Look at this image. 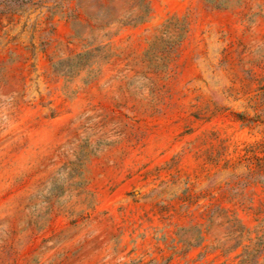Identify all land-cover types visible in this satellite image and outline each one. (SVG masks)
I'll return each mask as SVG.
<instances>
[{"label": "rangeland", "instance_id": "obj_1", "mask_svg": "<svg viewBox=\"0 0 264 264\" xmlns=\"http://www.w3.org/2000/svg\"><path fill=\"white\" fill-rule=\"evenodd\" d=\"M0 264H264V0H0Z\"/></svg>", "mask_w": 264, "mask_h": 264}]
</instances>
